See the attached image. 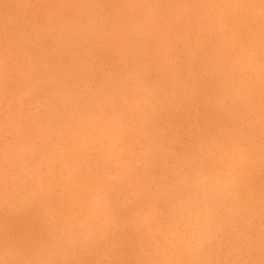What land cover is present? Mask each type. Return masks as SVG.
Returning <instances> with one entry per match:
<instances>
[{
	"label": "bare ground",
	"instance_id": "bare-ground-1",
	"mask_svg": "<svg viewBox=\"0 0 264 264\" xmlns=\"http://www.w3.org/2000/svg\"><path fill=\"white\" fill-rule=\"evenodd\" d=\"M15 1L8 29L0 5V208L16 235L0 243V264H264L263 188L241 202L248 168L239 160L231 175L220 174L219 157L202 177L192 145L171 121L165 131L154 126L144 106L145 95L166 87L168 102L192 93L204 108L210 98L224 107L226 91L232 103L223 117L236 123L237 111L262 129L264 65L247 53L264 56V0H248L239 12L236 1L193 0L190 9L170 0L175 24L146 31L143 41L123 39L141 26L136 19L127 27L132 12L119 9V0ZM95 8L112 12L103 11L98 33ZM93 33L106 48L95 49ZM160 37L172 43L164 55L149 42ZM114 46L116 69L106 74L104 55ZM180 53L186 61L170 65L169 55ZM231 66L255 83L231 79ZM214 75L220 78L207 80ZM234 129L238 152L244 135ZM250 214L257 222L242 228Z\"/></svg>",
	"mask_w": 264,
	"mask_h": 264
},
{
	"label": "rangeland",
	"instance_id": "rangeland-1",
	"mask_svg": "<svg viewBox=\"0 0 264 264\" xmlns=\"http://www.w3.org/2000/svg\"><path fill=\"white\" fill-rule=\"evenodd\" d=\"M20 1L22 3H25L26 1L28 2V0H26V1L20 0ZM32 1L35 3V0H29V5L34 4V3H32ZM87 1H88V4L90 5V3H92V2L98 3L100 1H106V0H87ZM181 1H182L183 7L186 6V7L190 8L191 4L193 3V0H181ZM234 1L237 2V7L235 9L237 10V12H239V10H240L239 7L244 6L248 0H225L226 4L229 2L230 3L234 2ZM114 4L119 6V9H121L122 11H124V10L129 11L130 10L132 12L131 17H133V18L132 19L130 18L127 20V27L129 29H132L134 23L136 22V19L138 21H140L141 29L140 30L137 29V31L135 32L136 37H127V34H126L125 37L123 35V39L130 38V39H135L137 41H143L145 38L143 36H144V33L146 31H148L149 35H151L152 33L155 34L157 31H158V33H160V31L168 29L172 24H175V22H176V19L174 18V5L175 4L170 0H119V2L116 1ZM0 5L4 9L5 14H6V15H4V18L2 19V22L6 25V28L8 29L9 27H11L13 25V21L11 20V22H10V19L13 17V15L11 16L10 13L16 10V1L15 0H0ZM219 5H221V4H219ZM23 6L24 5H22L20 8L23 9ZM190 9H188V10L190 11ZM103 11L112 15V12H110V11H105V10H103ZM103 11L100 9H97V8H95L91 11V13L95 17L97 16V14L102 15V22L98 21V19H95L93 21V23L96 24V27L94 29V31L96 33H98V30H99L98 28H100L101 23H103L104 16L106 15V13H104ZM189 11H187V13ZM187 13H186V15H187ZM235 15H236V12H235ZM107 17H109V15H107ZM110 23H112V20L108 21V24H110ZM261 26H264V22ZM155 30H157V31L154 32ZM246 36L249 37V34H246ZM34 38H32V39L34 41H36ZM54 38H56V37H53V39ZM190 38H191V41L196 40V37L193 35V33H191ZM9 39H7V40H9ZM26 39H28V38H26ZM26 39L23 43L25 46L30 47L29 44L31 42L28 41L30 39H28V40H26ZM32 39H31V41H32ZM103 39H104V37H102V35H101V37H97V39H96L94 36V33H93V44L96 41V43H95L96 46H94L95 49H97L98 46H100V48H102V47L106 48L103 45V44H105V43H103ZM0 40H1L0 41L1 43H4V40H6V37H0ZM10 40L7 42L5 41L7 43V45L8 44H15L13 41H10ZM47 41L49 42V44H51V42H52L50 40H46V42ZM26 42L27 43L29 42V44L28 45L25 44ZM149 42H150V44L153 42L152 47L154 50V54L159 53V55H164L159 51L163 50V49H168L170 44H172L171 42L164 41L162 39V37H160V39H156L155 41L151 40ZM178 42L179 41H175L173 43L177 44ZM35 43L39 44L37 41ZM214 43L215 42H211L210 45L214 47L215 46ZM37 44H35V46H37ZM49 44H47V45H49ZM15 45H17V44H15ZM19 45L21 47H24L22 44H19ZM24 48H26V47H24ZM18 49L20 50L21 48H18ZM115 49H116V47L114 46V48L112 49L113 51L110 50L109 55H104L108 62L102 64L105 67L104 68L102 66V70H105L106 74L112 73V71L115 68V64H117L116 63L117 56L115 54ZM21 50L24 51V49H21ZM25 52H26V50H25ZM256 52H257L256 57H251L252 50L249 49L247 56H249L250 59L254 63L259 62L262 65H264V56L262 55V52L258 51V50H256ZM210 53H211V55L214 54L213 51ZM177 56H179V57H177ZM182 56L183 55L181 53L177 54V55H175V54L169 55V57L171 59V62L169 64L171 65V64L176 63L177 68H179L182 65V62H184V60L186 61L184 56H183V58H182ZM6 64H8V63L6 62ZM229 71H230V73H229L230 78L236 80L237 82H238L239 78H244L246 80H249L252 83H255L253 77L250 74H248L245 69L239 70V69H235L234 67L231 66L229 68ZM32 74H33L32 75L33 77L36 76L35 73H32ZM214 77L220 78L219 75H214V76H208L207 80L211 81L214 79ZM154 78H155V82L158 83L159 82L158 79L156 77H154ZM217 84H224V83H217ZM91 85H95V84H91ZM214 85H216V84H213V86ZM91 87H92L91 91L96 89L95 86H91ZM231 88L234 91H237L239 89V86L232 85ZM224 95L227 96L226 98H222V102H224L223 103L224 107H222V104H219L218 102H215L213 99L210 98V99L206 100V103L204 104V106L207 103H213L217 107L212 104L210 109H208L206 106H205V108L203 106H200V101L199 100L197 101L195 98H193L192 93H184L183 98H180L178 102H172V103L168 102L167 99L171 98V91H170V89L164 87V89L162 88L160 91H158L155 94L145 95L146 99H144V106L147 107L148 111H150V115H151L150 118H151V121H152L154 126L159 125L165 131L169 127L167 123H169L171 121L170 123H171L172 127L177 130V133H178V136L180 137V139L184 143L187 142L188 144L192 145L193 150H195L196 155L198 157L200 156L202 158L201 160H199V163H197L198 165H196V164L194 165V168L197 171L200 170L202 177H203L204 173H207V170H206V168L208 167L207 164L210 161H214V160L218 159L219 157L223 160V165L221 166L222 169H219V173L223 174V175H227V176L231 175L232 170L235 168L236 163L238 164L239 160L241 162H243L244 165L248 168V172L246 173L245 181L242 185L243 189H244L243 190L244 196H243V199H241V202L243 201V203H246V201L248 202L250 200V195L252 193V189L255 186L262 187L263 188L262 191L264 193V122L262 123V129L261 128L257 129L255 127V121H256L255 118H252V117L249 118L244 114L238 115L237 111L235 112V116H238L241 120L239 119V121H237L236 123L230 121L229 119H227L225 117H223V111H224L225 107H228L230 105V103H232V99L230 98V96L228 95V93L226 91L223 93V96ZM218 101H220V100H218ZM40 102L42 103L43 101L41 100ZM158 102H159V104H158ZM167 104H168V107H167ZM35 106H37V105H35ZM39 106H37L35 109L37 111L39 109V113H40L41 107L39 108ZM152 107H154L153 110H152ZM149 109H151L153 111V113H151V110H149ZM36 110H34V108L31 109V111H35L33 113H37ZM174 110H176V111H174ZM205 110H207V111H205ZM237 110L241 111V108L239 106H237ZM94 113H96L95 115H98V111H95ZM256 113H259V112H255L251 116H256ZM206 114H207V116L209 115V118H207V116H204ZM193 117L196 119H194ZM205 120H207V121H205ZM234 127H236V129L239 131V133H242L244 135V139L241 142L240 149L238 152L234 151V147H233L232 142H231L233 137L237 135V131H233V130H235ZM203 129L205 130V132ZM252 129H253V131H252ZM207 131H209V134L207 133ZM257 132H258V134H257ZM162 135H163V133H160L159 136H162ZM188 135H190V136H188ZM216 139H218V141ZM214 140L217 142L215 143ZM250 140H251V142H250ZM253 144L258 145L260 147L259 152H257V151L253 152L252 151ZM197 149L204 150L208 154V156L204 157V154H202L201 152H198ZM232 158H234L233 161H232ZM248 194H249V197H248ZM258 212L260 214L259 217L264 216L263 207H261L258 210ZM4 213H5L4 210L0 208V243H4V242L8 243L9 240H12L14 238V237L12 238V236H16L15 233L9 229V226L11 224L10 218H8ZM4 215H5V217H4ZM252 217H253L252 214H250L247 217L246 225L240 224L242 226V228L249 226L250 223L253 221L257 222V220H254ZM52 219L55 220V216H53ZM240 219H241V217L237 216V220H240ZM2 220H4V221H2ZM20 227H22V226L20 225ZM255 230L257 231L258 229L255 227ZM255 230L252 231V235H255V233H256ZM6 232H8V233H6ZM22 233L23 232L19 231L18 236H21ZM17 241H20V240H17Z\"/></svg>",
	"mask_w": 264,
	"mask_h": 264
}]
</instances>
